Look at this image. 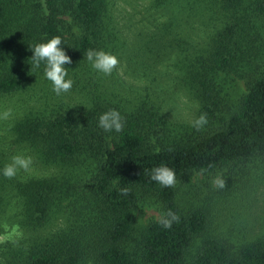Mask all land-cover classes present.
I'll list each match as a JSON object with an SVG mask.
<instances>
[{
    "label": "trees",
    "instance_id": "1",
    "mask_svg": "<svg viewBox=\"0 0 264 264\" xmlns=\"http://www.w3.org/2000/svg\"><path fill=\"white\" fill-rule=\"evenodd\" d=\"M137 1L0 0V95L35 102L0 136V236L21 232L0 242V264H264V235L238 241L219 231L213 196L181 200L199 172L234 169L219 187L228 197L247 164L264 163V0H147L141 10ZM54 36L72 60L73 87L59 96L44 63L31 60V48ZM90 49L119 59L113 91ZM170 64L200 102L196 119L207 114L199 131L169 119L159 101L153 83ZM124 75L148 82L130 96ZM113 109L121 132L99 127ZM17 154L39 173L5 178ZM160 166L174 170V187L151 179ZM150 196L161 217L138 225L135 209ZM168 212L178 219L164 228Z\"/></svg>",
    "mask_w": 264,
    "mask_h": 264
},
{
    "label": "rangeland",
    "instance_id": "2",
    "mask_svg": "<svg viewBox=\"0 0 264 264\" xmlns=\"http://www.w3.org/2000/svg\"><path fill=\"white\" fill-rule=\"evenodd\" d=\"M145 2L147 0H138L136 9H143L144 5L142 3L145 4ZM116 72L123 76L121 65L118 66ZM179 74L180 71L172 65L162 66L159 68L158 81L157 83H153V87L159 90V94L157 95L159 96V101H165L166 114L169 119L174 120L176 124L178 122L192 123L198 116L200 102L190 94L185 93L183 88L177 83L174 77H178ZM117 76V74L114 76L112 74L103 76V85L109 86V89L113 91L115 89L113 80ZM147 82L124 75L122 82H120L123 84V87H120L123 88V92H127V95L132 96L141 90V87ZM230 90L232 93L236 91L229 84L226 92H224V94H227V97V92ZM84 99L86 101V98ZM31 103L34 104L35 102H30L22 94L16 96L0 95V115L6 110H11V116L7 120L0 118V136L6 134L9 130V124L13 123L21 111L26 106L31 105ZM231 170L221 168L213 172L197 173L183 185L181 200L188 203H192L193 201L201 203L204 202L206 196H213L214 202L217 203L214 206L216 214L214 224L218 226L219 231L226 235H233L234 239H239L240 241L243 238L253 239L257 235H264V163L256 161L247 164L242 172L244 178L242 177L240 183L237 184L235 191L233 193L227 192L228 197L221 196V194L225 193L219 191L218 183L214 184L213 181L221 180ZM28 172L39 173L35 167H31ZM135 212L137 224L141 226H145L151 220L161 217L159 205L156 199L151 196L142 200L136 207ZM17 230L10 229L9 232L1 235L0 242L21 234Z\"/></svg>",
    "mask_w": 264,
    "mask_h": 264
},
{
    "label": "clouds",
    "instance_id": "3",
    "mask_svg": "<svg viewBox=\"0 0 264 264\" xmlns=\"http://www.w3.org/2000/svg\"><path fill=\"white\" fill-rule=\"evenodd\" d=\"M62 45L60 36H54L47 42L38 43L31 48L33 56L31 60L33 66L39 68L41 63H44V75L52 84L53 92L59 96L63 93H68L73 87V80L68 77V69L65 65L72 63L70 56L66 54ZM87 59L91 63L93 69L97 72L109 76L119 66L117 56L106 53L104 51L88 50ZM11 116V110H6L0 115V118L7 120ZM124 120L120 113L116 110H110L100 115L99 127L105 132H121L124 128ZM208 123L207 114L202 113L197 119L192 121V126L197 130H201ZM33 164V158L30 155L17 154L11 158V163L4 166L2 174L7 179H13L19 170L27 172ZM151 179L162 187H174L176 184V174L173 169L167 166H160L153 170ZM213 183H218L219 187L224 186L223 180H214ZM122 195H126L127 191L122 190ZM167 217H171L168 219ZM178 217L168 212L165 217L160 220L164 228H170L172 222Z\"/></svg>",
    "mask_w": 264,
    "mask_h": 264
}]
</instances>
